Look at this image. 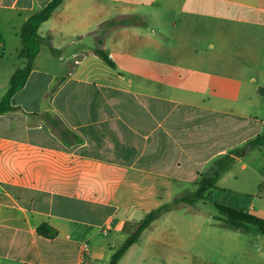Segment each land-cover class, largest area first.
<instances>
[{"label":"crops","instance_id":"0c3cea01","mask_svg":"<svg viewBox=\"0 0 264 264\" xmlns=\"http://www.w3.org/2000/svg\"><path fill=\"white\" fill-rule=\"evenodd\" d=\"M48 2L0 0L2 88L23 65L21 25ZM38 35L0 113V264H107L145 214L264 127V0H62ZM98 49L134 61L110 67L128 84L90 78ZM216 186L163 211L117 264H264L256 226L222 227L202 206L264 220V145Z\"/></svg>","mask_w":264,"mask_h":264},{"label":"trees","instance_id":"16d2710c","mask_svg":"<svg viewBox=\"0 0 264 264\" xmlns=\"http://www.w3.org/2000/svg\"><path fill=\"white\" fill-rule=\"evenodd\" d=\"M62 0H49V2L33 12L21 25L19 30L20 49L18 57L22 58L24 65L18 67L11 75L9 86L6 92L0 99V113L7 112L13 108L11 103L12 95L24 85L25 80L31 71L32 63L36 57L39 46L40 37L38 29L42 22L46 21L61 4ZM98 55L111 67H114V62L109 57L107 51L103 49L97 50ZM264 145V127L255 136L245 140L242 144L228 150L222 156L212 160L209 170L199 174L196 181V188L186 194L176 196L171 204H163L156 209L151 210L137 222L133 232L129 234L123 243L111 255L107 264H117L118 260L126 249L139 238L142 231L163 211L171 208H179L184 205H192L195 202L203 199L209 190L217 188L216 180L220 174L226 171L235 162L237 158H243L255 149ZM217 214L214 216L218 224L225 228L245 229L248 225H254L258 231L264 234V220L257 218L243 210H236L223 205L215 204ZM38 234L47 237L56 235V230L49 224L42 222L36 228Z\"/></svg>","mask_w":264,"mask_h":264},{"label":"rangeland","instance_id":"374dc122","mask_svg":"<svg viewBox=\"0 0 264 264\" xmlns=\"http://www.w3.org/2000/svg\"><path fill=\"white\" fill-rule=\"evenodd\" d=\"M152 23H149V25H151ZM140 28H142L143 31H146L145 29V24H142L141 26H139ZM144 28V29H143ZM144 55L145 53L141 52L139 55H138V58H142V60L144 61ZM21 62H23V65H24V61L22 58H19ZM112 61L114 62V65H117L118 68H124L126 67V65L129 63V62H134L133 60H130V59H124L123 56H113L112 58ZM99 62V65L98 66H94L92 65L90 67V78H97L98 76L100 75H106V73L108 74H111V77L112 79H115V81H118V80H121V82L123 84L125 83H129L128 80H126L129 75V72L128 70H123L122 73H126V76L125 78H119L118 76L114 75L113 73H110L112 72V70L110 69L111 66H109L103 59H100V61H97ZM105 62V63H104ZM101 66H104V68H106V70L102 71L101 70ZM60 70H56L58 73H65L67 71L66 67H65V70H63L61 67H59ZM96 69V70H95ZM12 73V71L10 72V74ZM9 84V83H8ZM0 85H1V81H0ZM9 86V85H8ZM4 90H6V87L5 88H2L0 86V95L3 94ZM256 115H259V116H262L264 117V109H260V112L257 113ZM225 183V182H224ZM223 185H226L227 187H232L233 183L232 182H228V183H225ZM203 208H206L208 210H213V212L216 213V207L214 208V205L212 203H210V201H207V202H204V204H202Z\"/></svg>","mask_w":264,"mask_h":264},{"label":"built area","instance_id":"2783aa9c","mask_svg":"<svg viewBox=\"0 0 264 264\" xmlns=\"http://www.w3.org/2000/svg\"><path fill=\"white\" fill-rule=\"evenodd\" d=\"M82 248H83L84 251L87 250V245L83 244Z\"/></svg>","mask_w":264,"mask_h":264}]
</instances>
